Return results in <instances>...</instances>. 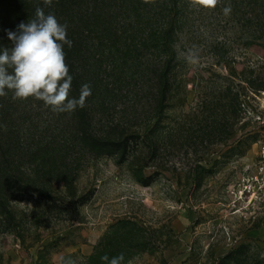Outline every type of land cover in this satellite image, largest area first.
I'll return each instance as SVG.
<instances>
[{
  "label": "rangeland",
  "instance_id": "1",
  "mask_svg": "<svg viewBox=\"0 0 264 264\" xmlns=\"http://www.w3.org/2000/svg\"><path fill=\"white\" fill-rule=\"evenodd\" d=\"M174 2L168 101L156 97L149 69L88 104L102 141L133 134L123 157L71 143L67 113L39 100L11 103L3 126L15 177H0V264H103L102 255L120 253L124 264H264V187L254 179L264 142V0H221L211 11ZM153 54L143 51L145 64ZM161 56L169 53L153 60ZM51 139L65 149L62 164L73 163L72 185L50 175L48 151L31 156ZM40 184L46 192L33 189Z\"/></svg>",
  "mask_w": 264,
  "mask_h": 264
},
{
  "label": "trees",
  "instance_id": "2",
  "mask_svg": "<svg viewBox=\"0 0 264 264\" xmlns=\"http://www.w3.org/2000/svg\"><path fill=\"white\" fill-rule=\"evenodd\" d=\"M37 6L44 8L46 14L54 13L61 23L66 22L68 25V39L73 42V46L69 49L65 45L64 50L69 74L73 76L70 98H79L82 85L89 84L91 87V95L86 99L85 106L67 113L65 130L70 131L67 134L72 137L69 138L71 143L77 142L93 149L109 147L110 153L123 157L132 148L133 134L121 135L119 140L102 141L95 132L92 110L88 104L109 91L121 92L125 85L133 84V77H144V70L148 72L149 69L156 75L155 79L159 80L156 97L161 96L162 101H168L170 79L167 69L175 56L171 43L176 23L172 7L176 3L174 0H53L51 7H48L43 4V0H0V48H11L8 31H17L21 22L34 18ZM162 39L164 41L160 43ZM145 49H151L154 54L169 53V56L153 60V54L152 61L147 60L145 64L142 59ZM106 64L110 65L109 69H106ZM107 78L111 79L110 83L106 82ZM140 81L141 84L145 83L143 79ZM12 95L9 91L7 96L0 97V166L5 167L4 172H0V177L7 179L15 177L11 166L15 153H12L11 141L6 137L3 126V123L9 124V119L13 116L11 103L15 100ZM64 114L61 113V116ZM63 134L65 133H61L59 137ZM52 139L48 142L49 145H40L42 147L39 146L30 155L37 158L44 149L48 151L46 165L50 175L60 176L59 179L66 186L72 185L73 163L62 164L65 149L52 146L56 143ZM54 151H57L61 159L59 156L55 158ZM38 174L35 172L33 176ZM33 189L44 193L47 187L40 184L33 186ZM2 206L3 203H0V207Z\"/></svg>",
  "mask_w": 264,
  "mask_h": 264
},
{
  "label": "clouds",
  "instance_id": "3",
  "mask_svg": "<svg viewBox=\"0 0 264 264\" xmlns=\"http://www.w3.org/2000/svg\"><path fill=\"white\" fill-rule=\"evenodd\" d=\"M147 2V0H146ZM53 0H43L51 7ZM193 7L215 10L221 0H190ZM230 5L223 7L224 16L231 14ZM67 23H61L54 13H45L37 6L35 17L21 22L17 31H8L11 48H0V97L13 93V100L42 101L53 113H72L83 108L91 95L89 84L82 85L79 98H70L73 76L66 63L65 45L70 49L73 42L68 39ZM103 264H124L120 253L100 257ZM62 264H77L71 257H61Z\"/></svg>",
  "mask_w": 264,
  "mask_h": 264
},
{
  "label": "built area",
  "instance_id": "4",
  "mask_svg": "<svg viewBox=\"0 0 264 264\" xmlns=\"http://www.w3.org/2000/svg\"><path fill=\"white\" fill-rule=\"evenodd\" d=\"M257 175H255V181L264 187V142L259 146V159L256 164Z\"/></svg>",
  "mask_w": 264,
  "mask_h": 264
}]
</instances>
